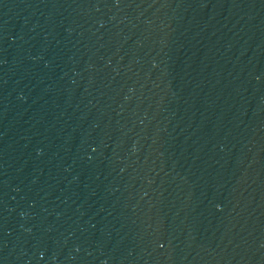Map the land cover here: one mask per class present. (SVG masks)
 <instances>
[{
    "label": "water",
    "instance_id": "obj_1",
    "mask_svg": "<svg viewBox=\"0 0 264 264\" xmlns=\"http://www.w3.org/2000/svg\"><path fill=\"white\" fill-rule=\"evenodd\" d=\"M0 264H264V0H0Z\"/></svg>",
    "mask_w": 264,
    "mask_h": 264
}]
</instances>
